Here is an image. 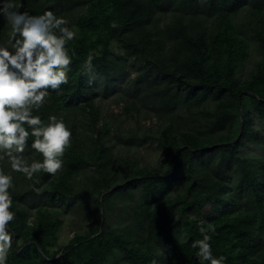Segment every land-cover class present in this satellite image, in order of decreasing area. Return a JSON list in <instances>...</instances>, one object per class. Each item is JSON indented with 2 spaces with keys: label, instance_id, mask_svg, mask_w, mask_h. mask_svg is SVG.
<instances>
[{
  "label": "trees",
  "instance_id": "1",
  "mask_svg": "<svg viewBox=\"0 0 264 264\" xmlns=\"http://www.w3.org/2000/svg\"><path fill=\"white\" fill-rule=\"evenodd\" d=\"M11 2L53 10L76 36L69 83L33 113L72 130L63 167L27 179L0 159L13 177L7 264H200L201 221L224 264H264V0ZM11 38L0 15V43ZM100 92L129 129L104 117ZM31 141L17 154L29 163L42 159ZM144 143L159 162L138 161ZM67 212L80 221L60 244Z\"/></svg>",
  "mask_w": 264,
  "mask_h": 264
},
{
  "label": "clouds",
  "instance_id": "2",
  "mask_svg": "<svg viewBox=\"0 0 264 264\" xmlns=\"http://www.w3.org/2000/svg\"><path fill=\"white\" fill-rule=\"evenodd\" d=\"M0 15L12 33L7 44L0 43V159L7 157L10 168L27 179L40 172L55 175L63 167L62 157L71 144L72 130L56 115L44 121L33 113L42 107L49 90L60 92L61 85L69 83L72 58L65 45L76 32L67 26L65 17L51 9L33 15L21 12L11 0H0ZM110 26L118 27L115 21ZM91 61V56L84 61L86 69H91ZM30 136V148L42 156L31 163L17 155L24 152ZM11 188L12 175L0 170V264H7L15 236L9 227L15 218L10 210ZM203 225L201 221L202 238L191 243L200 264H224V256H213L208 234L211 229Z\"/></svg>",
  "mask_w": 264,
  "mask_h": 264
},
{
  "label": "rangeland",
  "instance_id": "3",
  "mask_svg": "<svg viewBox=\"0 0 264 264\" xmlns=\"http://www.w3.org/2000/svg\"><path fill=\"white\" fill-rule=\"evenodd\" d=\"M257 55L258 54L256 50L252 49L251 59H250V62L247 63L246 68H249L251 66V63L257 57ZM98 98L101 103V112L104 115V117L105 118L114 117V118L119 119V122L123 120L121 123L122 128L129 129V127L133 124V120H130L129 118H125V116L122 114V111H121L122 104L116 103V101H114L112 96L109 94L102 95L100 92V94L98 95ZM152 120L154 121L153 118ZM142 124L150 125V119L143 120ZM248 151H250V149H248ZM135 153H136V157L138 161L141 164L153 165L157 161L159 162L162 158L156 152V146L153 143L152 144L151 143L142 144ZM61 218L64 220V224L61 227L58 241L60 244H63V243H66L67 240L73 235V230H74L73 221H80V219L78 215L72 212H67L65 213V215H61Z\"/></svg>",
  "mask_w": 264,
  "mask_h": 264
}]
</instances>
